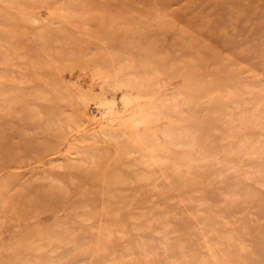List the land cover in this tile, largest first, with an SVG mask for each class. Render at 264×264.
<instances>
[{"label": "rangeland", "instance_id": "obj_1", "mask_svg": "<svg viewBox=\"0 0 264 264\" xmlns=\"http://www.w3.org/2000/svg\"><path fill=\"white\" fill-rule=\"evenodd\" d=\"M0 264H264V0H0Z\"/></svg>", "mask_w": 264, "mask_h": 264}]
</instances>
